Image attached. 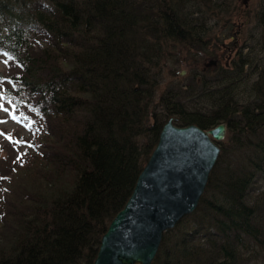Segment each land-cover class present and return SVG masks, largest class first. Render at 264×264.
Instances as JSON below:
<instances>
[{"label":"trees","instance_id":"trees-1","mask_svg":"<svg viewBox=\"0 0 264 264\" xmlns=\"http://www.w3.org/2000/svg\"><path fill=\"white\" fill-rule=\"evenodd\" d=\"M235 7L0 0V56L15 69L0 71V92L43 137L17 156L39 183L0 209V264H94L171 117L204 129L225 122L228 139L197 209L164 233L153 264L264 260V1L233 65L215 56L196 75L182 77L176 63L169 84L164 75L186 52L215 55L233 37ZM9 176L0 170V188Z\"/></svg>","mask_w":264,"mask_h":264},{"label":"water","instance_id":"water-1","mask_svg":"<svg viewBox=\"0 0 264 264\" xmlns=\"http://www.w3.org/2000/svg\"><path fill=\"white\" fill-rule=\"evenodd\" d=\"M227 133L225 122L204 129L180 126L171 117L130 198L103 235L94 264H152L164 232L197 209Z\"/></svg>","mask_w":264,"mask_h":264},{"label":"rangeland","instance_id":"rangeland-1","mask_svg":"<svg viewBox=\"0 0 264 264\" xmlns=\"http://www.w3.org/2000/svg\"><path fill=\"white\" fill-rule=\"evenodd\" d=\"M231 1L236 4L233 13L234 17L232 18L234 20L232 22V33L229 35L233 37H229L228 39H226L227 41L223 44V46L216 45L212 49L215 52V55L211 57L209 56L208 59L196 56L197 50L190 51V54L186 52V54L184 55L175 57L176 60H173L174 62H172L174 66L171 67L169 65V69H166V73L164 74L165 78H167L168 84L173 80V75L172 73L170 74L171 70L173 72L179 69L178 73L182 77L187 78L189 76H192L193 74L196 75L197 73H200V70L206 69V66L203 69L204 61L209 62V60H214L213 58L215 56V58L220 59V64L222 66H229V64L233 65V62L238 58V52L240 51V47L244 44V40H248V37H251L252 40L254 39L256 35L253 36L251 35V33L256 27V17L254 18L253 15L254 12L257 11V9L261 6L264 0ZM223 28V25L214 27V29L212 30V35L215 33L220 34ZM234 41L236 42L232 44ZM249 41L251 40L249 39ZM255 51L258 52V50L256 49ZM245 52L247 51L245 50ZM177 60L179 61L177 62ZM2 61L3 56H0L1 72L7 73L8 71L15 70L13 68V65H6ZM175 63L177 64L178 68L173 70V68L176 67ZM183 71H186L185 74L182 73ZM13 73L14 72H12V74ZM165 86L166 84H163L162 89H164ZM1 94L2 93L0 92V170H2L4 174H9L10 176L9 179L7 178L3 183V187L0 188V209L4 208V204L9 199L6 208L8 210H12L15 204V202L12 201V198L17 197L18 195H22V190L20 189L27 191L34 185H37L39 183L37 174L38 172L36 171V173L34 174V172L31 171L33 164L29 167V165L26 166L27 162H24L23 164L18 166L15 164L17 156H27V151L30 152L31 150H34L36 141H42L43 137L37 135L34 138L32 136V122H27V118H25V115L17 110L13 106V103L5 99ZM40 130L43 133L44 129ZM227 139L228 133L226 138L222 142H225V140ZM14 165L17 166V169H14ZM38 168L39 167H37V169ZM257 188L259 190L261 188H264V180H259V182L257 183ZM14 190L15 192H13ZM258 264H264V260Z\"/></svg>","mask_w":264,"mask_h":264},{"label":"bare ground","instance_id":"bare-ground-1","mask_svg":"<svg viewBox=\"0 0 264 264\" xmlns=\"http://www.w3.org/2000/svg\"><path fill=\"white\" fill-rule=\"evenodd\" d=\"M167 231H169V230H167ZM165 232H166V231H165ZM165 232H164V233H165ZM153 262H154V261H153ZM152 264H153V263H152Z\"/></svg>","mask_w":264,"mask_h":264}]
</instances>
